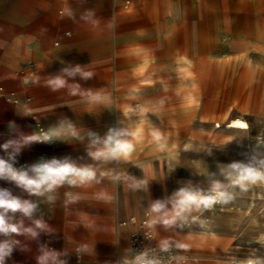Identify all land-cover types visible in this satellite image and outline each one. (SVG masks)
Here are the masks:
<instances>
[{"label": "crops", "instance_id": "0c3cea01", "mask_svg": "<svg viewBox=\"0 0 264 264\" xmlns=\"http://www.w3.org/2000/svg\"><path fill=\"white\" fill-rule=\"evenodd\" d=\"M74 1L0 0V92L18 101L11 110L0 111V159L12 166L24 165L29 175L32 166L53 160L95 173L91 179L70 174L42 195L30 193L7 177L0 178V189L21 202L27 200L36 205L31 217L20 211L6 213L8 223L20 227V232L0 233V242L11 246L4 264H38V257L45 251L56 255V260H49V264H134L135 254L149 243L143 240L141 222L145 217L150 222L158 215L150 213V206L157 200L170 201L175 195L169 175L159 172L156 166L159 148L167 149L171 144H153L158 132L167 127L164 123L160 126L158 119L135 118L139 115L137 111L146 108L133 109V106L147 102L152 106L155 101L152 94L147 98L121 87L112 97L110 82L96 87L79 86L75 95L70 89L44 87L57 76L69 78L65 69L89 68L90 63L74 58L77 47H181V43L183 47H206L205 31L216 41L210 47L264 46V42L255 38H233L220 28L222 21L228 24L234 19L248 18L251 26L257 24L259 17L252 7L255 0H245L247 8L240 7L235 16L228 13L223 18L213 1V20L204 10V0H165L161 6L169 11L160 13L156 5L150 17L145 6L134 0L128 4L133 2L140 12L118 11V4L126 1L111 0L112 10L106 17L93 14L87 7L72 8ZM235 2L240 4L238 0ZM27 17L31 22L29 35L41 20L52 23L58 47L62 48L58 62L47 55V46L40 37L21 34L25 54L16 63L15 30ZM128 19L135 22L125 23ZM77 27L79 31L100 27L107 33L81 37ZM196 29L198 38L190 41L188 32ZM222 37L230 43L218 45ZM157 54L136 53L131 62L137 70H143L138 68V59ZM166 59L162 63L169 60L168 56ZM113 63L122 64L124 60ZM120 75L112 80L113 85L123 86L136 78ZM95 103L101 106L96 107ZM42 126L52 141H39ZM110 131L121 133L117 139L126 143V149L114 158H94L91 153L104 148L102 141ZM29 136L39 139L25 143L24 137ZM14 138L22 141L7 149L2 147ZM96 138L101 142L93 144ZM72 180L76 182L70 183ZM166 210L172 211L171 203L166 204ZM37 219L45 224L44 229L35 227L33 221ZM152 226L155 233L149 223L150 242L161 245L167 241L172 245L173 264H234V260L240 259L236 240L231 236L193 227L180 218L171 226L159 222ZM26 228H33L37 235L25 232Z\"/></svg>", "mask_w": 264, "mask_h": 264}, {"label": "rangeland", "instance_id": "374dc122", "mask_svg": "<svg viewBox=\"0 0 264 264\" xmlns=\"http://www.w3.org/2000/svg\"><path fill=\"white\" fill-rule=\"evenodd\" d=\"M125 1L118 4V11H141L133 2L128 4L131 0ZM134 1L145 6L148 17L156 5L160 13L169 11L161 6L165 0ZM204 1V10L212 20L213 1L217 3V12L221 18L228 13L235 16L240 7L249 6L245 0H238L240 4L236 0ZM112 3L111 0H75L72 8L87 7L93 14L106 17L112 10ZM260 4H264V0H255L252 7L256 10ZM126 5H129L128 8ZM53 10L56 11V7ZM240 12L245 13L243 10ZM24 14L27 16V13ZM238 20L234 19L228 24L222 21L220 28L229 32L230 36L233 35V38L241 36L236 27ZM20 22L21 26L15 30L13 53L16 63L25 54L21 34L40 37L47 46V55L53 62H58L62 48L58 47L52 23L41 20L35 32L29 35L27 29L31 22L28 17ZM124 22L133 23L135 20ZM77 31L81 37L107 33L100 27L80 31L77 27ZM195 38H198L197 29L188 32L190 41ZM204 39L206 47H186V58H182V53L178 55L180 47H77L74 58L90 63L89 68L82 71L90 72L92 76L83 79L76 74L63 78L67 85L96 87L110 82L112 97L121 91V87L147 98L152 94L155 97L152 106L147 102L141 106L134 105L133 109L146 108L142 110L144 112L137 111L139 115L135 118L147 121L158 119L160 126L164 123L162 125L167 127L158 132L153 144H171L170 148H159V162L156 166L159 172L169 175L173 194L184 188L195 194L203 192L206 197L215 196L213 186L219 183L223 186L221 191L230 197L226 201L217 199L209 206L201 204L197 208L193 205L182 214L183 220L193 227L235 238V246L240 251L239 260H258L264 264V178H258L255 174H264V51L246 55L245 47H210L216 41L208 31H205ZM220 40L218 45L221 42L230 43L226 37ZM151 51L159 54L139 58L138 68L143 70H137L131 59L136 53ZM164 54L168 56V61L162 63L154 60ZM122 60V64L113 63ZM157 65L160 66L145 70ZM118 74L125 78H136L123 86H115L112 80ZM44 87L52 88L49 83ZM17 103L0 97V111H8ZM94 106L101 105L95 103ZM237 118L250 124V132L228 128V124ZM14 139L15 142L22 141ZM232 164L252 168L255 173L240 183H234L239 172L230 168ZM152 228L155 232L154 226Z\"/></svg>", "mask_w": 264, "mask_h": 264}, {"label": "clouds", "instance_id": "9594fccd", "mask_svg": "<svg viewBox=\"0 0 264 264\" xmlns=\"http://www.w3.org/2000/svg\"><path fill=\"white\" fill-rule=\"evenodd\" d=\"M64 72L68 76H75L79 74L81 78L88 79L92 76V73L82 71L79 67L74 69H65ZM49 85L53 90L64 88L65 86L69 87L71 94L75 95L79 91V85H67L66 80L62 76H57L54 79L50 80ZM121 135L120 132L110 131L107 137L102 141L104 148L98 150L91 155L96 159H109L121 155V150L126 149L127 145L125 142L117 139ZM39 139L36 136L24 137V142H30L33 140ZM99 138L93 140V144L100 143ZM17 142L9 141L4 144L2 147L7 149L9 146L16 144ZM18 150V145H17ZM230 168L237 170L239 176L234 183H240L242 180L248 178L249 176L255 173V170L249 167H244L240 164H232ZM32 175H29L28 171H17L12 167L11 164L6 162L3 159H0V178L7 177L15 181L19 186L23 187L25 190L30 193L43 194V191H51L54 186L61 183L68 175H76L81 178L91 179L95 176L94 171L90 169H76L67 163H60L56 160L51 162H46L42 164H37L31 167ZM258 178H264V174L255 173ZM75 180L70 181V183H75ZM223 186L219 183H216L213 186V191L216 193L215 196L201 197L198 194H195L188 189H180L175 193L174 197L170 201H155L150 206V213L158 214L156 218L152 219L149 223L156 224L162 223L165 226L173 225L178 218L184 219L182 214L186 211H189L193 205L197 208L201 204L204 206H209L211 203L215 202L217 199L227 200L230 197L227 193L221 191ZM172 204V211L169 212L166 210V204ZM0 233H19L20 227L15 224L8 223L6 218V213L11 210L12 212L20 211L24 216L31 217L33 212L36 209V205L27 200L21 202L19 199L14 198L6 190L0 189ZM35 227L38 229H44L45 224L37 219L33 221ZM25 232L30 233L33 237L37 235V232L33 228L24 229ZM169 245L167 241L162 242L161 248L164 251H167ZM177 247H186L185 245H177ZM11 252V246L8 242H0V264H4V257L9 255ZM49 260L55 261L56 255L45 251L41 256L38 257V264H49ZM137 264H159V261L155 260H145L144 254L137 257ZM247 264H261L260 261H247Z\"/></svg>", "mask_w": 264, "mask_h": 264}, {"label": "bare ground", "instance_id": "6f19581e", "mask_svg": "<svg viewBox=\"0 0 264 264\" xmlns=\"http://www.w3.org/2000/svg\"><path fill=\"white\" fill-rule=\"evenodd\" d=\"M153 5V4H152ZM151 5V6H152ZM212 5V3H211ZM210 5V6H211ZM213 8V7H212ZM245 8V7H244ZM209 9V8H208ZM213 12V11H212ZM255 12H257V15L259 17L258 19V22L257 24L251 26L250 24V20H248V18L246 19H243L242 20H238V26L236 25V27L238 28V34L241 33V36H238V37H234V38H246V39H253L255 38V40H257V42L261 43V42H264V15H262V13H264V4H260L256 7V10ZM210 13V12H209ZM211 14V13H210ZM213 16V15H212ZM253 19V18H252ZM236 22V23H237ZM243 23V24H242ZM257 32V33H256ZM237 36V35H235ZM233 37V35H232ZM255 44V43H254ZM240 48V47H239ZM169 50V49H168ZM245 51L246 52V55L249 54V53H254V52H260V51H264V47H245ZM182 53L183 54V57L182 58H186L187 57V53H188V50L186 47H183V44L181 43V47L179 49V52H178V55ZM207 53V52H206ZM174 54V52H173ZM172 55V54H171ZM215 55V54H214ZM176 56V55H175ZM210 56H213V55H210ZM214 57V56H213ZM245 57V56H244ZM167 55L164 54V55H159L157 56L156 58H154V60L156 61H163V60H167ZM181 58V59H182ZM0 97H6L4 93H1L0 92ZM7 100H11V98H7ZM15 101L16 103L18 101L13 100ZM18 104V103H17ZM7 105V104H6ZM11 110V109H10ZM3 111V110H2ZM9 111V110H8ZM217 123V122H216ZM228 128L230 129H236V130H242L243 132H250L251 130V126L250 124L244 120V119H241V118H237V119H234L232 120L229 124H228ZM39 132L42 133V135H44V139H39V141L43 140V141H52L51 139V135L49 134L48 130L45 129V127H40L39 128ZM38 141V142H39ZM14 168V166H13ZM205 192H209L208 190H206ZM199 196L201 197H206L203 192H199L198 193ZM151 230L153 233L154 230L151 226ZM234 264H247V261H241V260H236L234 261Z\"/></svg>", "mask_w": 264, "mask_h": 264}, {"label": "built area", "instance_id": "2783aa9c", "mask_svg": "<svg viewBox=\"0 0 264 264\" xmlns=\"http://www.w3.org/2000/svg\"><path fill=\"white\" fill-rule=\"evenodd\" d=\"M40 135H41V139H44V135H42V133H40ZM14 169H16L17 171H26V168L24 165L14 166ZM141 225H142V229H143V231H142L143 240L145 242L147 241L149 243L147 245L143 246L140 249L139 253L135 254L134 264H137V257L141 256L142 254H144L145 260L159 261V264H173L174 249H173L172 245L168 244L169 247H168L167 251H164V250H162L161 245H157V244L150 242L152 240V235L150 233L149 222H148L147 217H145L142 220Z\"/></svg>", "mask_w": 264, "mask_h": 264}]
</instances>
